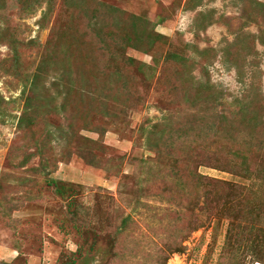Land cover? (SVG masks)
Listing matches in <instances>:
<instances>
[{
  "label": "rangeland",
  "instance_id": "374dc122",
  "mask_svg": "<svg viewBox=\"0 0 264 264\" xmlns=\"http://www.w3.org/2000/svg\"><path fill=\"white\" fill-rule=\"evenodd\" d=\"M26 1L0 0V32L20 43V59L11 65L12 50L0 41V264L264 259V237L257 236L264 233L262 175L234 166L230 146L212 125L217 119L209 123L199 105L207 104L204 97L198 111L182 107L197 91L193 80L209 82V103L225 115L224 103L245 90L255 64L264 97V45L256 39L264 33V0ZM30 2L33 11L22 12ZM125 30L133 42L148 35L135 43L139 48L125 50L145 65L126 66L116 78L113 42ZM172 53L187 58L181 72L167 59ZM36 73L37 109L23 116ZM109 90L113 95L106 100L102 95ZM127 92L136 95L134 101H122ZM114 107L125 113L119 121ZM258 108L261 122L264 98ZM32 120L52 134L46 147L53 166L46 176L31 170L39 163L33 156L38 134L27 126ZM242 121L227 128L232 136L236 132V141L257 133L264 138V124L258 129ZM183 132L191 146L174 142L170 153L165 138ZM87 152L86 159L80 157ZM213 153L219 161L209 157ZM254 155L264 172V149ZM242 168L248 178L239 175L246 174ZM189 170L218 182L189 177ZM179 175L181 185L175 181ZM46 178L65 185L66 196ZM232 183L234 190L228 188ZM75 202L86 209L78 218L71 215ZM178 243L181 252L174 251Z\"/></svg>",
  "mask_w": 264,
  "mask_h": 264
},
{
  "label": "trees",
  "instance_id": "16d2710c",
  "mask_svg": "<svg viewBox=\"0 0 264 264\" xmlns=\"http://www.w3.org/2000/svg\"><path fill=\"white\" fill-rule=\"evenodd\" d=\"M24 1H26V0H24ZM26 2H28V1H26ZM20 10L22 12H25V13L32 12L33 11L32 3L30 2V6L20 7ZM0 29H2V28L0 27ZM98 29H102V25H100V28H98ZM126 30L124 32L121 31V33H120L121 38L119 39V41L113 42L116 50L113 53V57H112V68H114V76L116 78H119L120 71H122L126 66L137 64V65H140L139 66V69H140L141 66L145 65L142 62H136L133 57L126 54L125 50L129 47H131V48L138 47L137 44H135V43H140V41H142V39L149 38L148 35H146L143 32L145 36L137 35L134 37V41L137 40V42H133V39L130 38L129 33ZM158 36H160V34H158ZM256 39H258L259 43L264 45V33L262 31H259V33L256 36ZM0 41L1 42H3V41L7 42L9 44L10 50H12L11 51L12 55L9 56V61H10L11 65L18 63V60L20 59V55L17 53L18 47H20L19 41L17 39H15L13 36H10L9 33L1 34V32H0ZM237 44H239V42H237ZM169 55H170V57L167 58L169 60V62H171V63L173 62V64L178 65L177 69L179 72H181V68L185 64V62L187 61L186 60L187 58H185L183 55H181L179 53H172ZM153 60H154V58H153ZM149 70H152V68H150ZM258 70H259V67L257 64H255L254 71L251 72V74H250L251 80L246 85L245 90L242 93H240V96H236L234 98L233 103H231V104L224 103L225 104V110H224V106H222V110L225 111L226 116L223 115L222 112L217 114V112H216L217 109L215 107L216 103L215 104L209 103V100L211 99L209 82H205L204 85H201L199 83V81L196 82L195 80H193V82L197 83V87H198L197 91L194 92L193 95L191 94L192 96L188 95V97H186L185 100L183 101L185 106H182V105L181 106L184 108V110H187V111H191L193 109H194V111H198L199 109L195 108V106L198 104L197 101L199 100V98L201 96L204 97V99H202V100L203 101L206 100L207 104L206 105L199 104V105L201 107H204V109L208 112L205 116H207V120L209 119V121H210L209 123L215 121L214 120L215 118L217 119V122L212 124V125L216 124V130L220 132V133H218L217 136L220 139L222 138L224 141H226V144L230 146L231 153L233 154V157L235 159V161L233 162L234 166L236 164L242 165L243 167L248 168L247 170L249 171V173L251 175L253 174L254 176L257 174L258 175L261 174L262 176H259L258 179H260L261 181H264L263 163H261L258 159H256L255 155H254V152H256V151L260 152L262 149H264V138L259 136L258 133L256 134V137L253 136V134H250L248 138L245 137L242 139V141L238 142L235 140L237 137L236 132L233 133L234 136H232L229 134V130H228V129H233L232 125L235 121L238 122L239 120L242 121L243 119H245L247 125H250L252 128L259 126L258 129H260L263 127L262 124H264V120L261 119V122H260L261 111H259L260 110L259 108L257 109V103L264 98L263 96H261V93L257 90V89H260L259 88L260 86H258L259 85ZM239 71H240V69L238 70V72ZM175 74H176V71H175ZM144 75L146 78L149 77V75H147V76H146V74H144ZM38 78H39V75L37 73L33 77L31 76V83L28 85V87H29V93H33V94H32L31 98H30V96H27L25 99L24 107H23V116L26 114H29V113H34L37 109V106L34 105V102L32 100L34 99V93L37 94ZM129 79H131V78H129ZM73 81H75L77 83V86H78L80 84V77H78L76 79L74 78ZM207 89L209 90L208 94L205 93V91ZM79 90H81V89L79 88ZM85 90H86V88L84 87V89H82L81 91H85ZM110 93H111L110 90H109L108 95H105L107 93L104 92L102 97L105 98L106 100H108L109 97H112V95H113L112 94L110 96ZM124 97H126V98L129 97V99L132 102L135 100L136 95H133L132 93L127 92L126 95L122 96V101H124ZM212 101H213V96H212ZM189 102H191V103H189ZM119 105H120V107L125 108V106L123 105V102H121ZM205 106H208V107H205ZM120 107H119V109H117L116 107H114L112 109L113 110L112 113L114 112L112 115L117 117L116 118L117 121H119V119H121L123 117V115H125V113H122L123 109L120 110L121 109ZM2 114L3 113H2V110L0 108V115H2ZM34 115H37V114H34ZM193 115H194V113H193ZM184 116H182V117H184ZM188 117L190 118L191 116H188ZM23 120L24 119L21 118L18 121V123H17L18 128H22V121ZM193 120H195V117H193ZM229 122H231L230 125L228 124ZM27 126L31 127V128H29L30 133L38 134V138H39V139L35 138L36 143H35V149L33 152V156L38 157L39 163H38L36 168H33L31 170L32 171L39 170L41 172V174L46 176L49 173H51L50 166L51 167L53 166V164H52L53 162H51V160L49 159V154H48L51 152V148L48 147L49 148L48 149L46 147L47 144H50V141H49L50 139H49L48 134H50L51 136H52V134H51L50 130H47L44 128L45 125L40 126L36 120L30 121V123ZM222 130L224 131L223 133H222ZM227 131H228L229 136L227 135ZM185 134L186 133L183 132L182 135L177 136L176 139H173V140H172L171 136H168L165 138V142H166L165 146L170 147V149H171L170 153L174 152L173 151V147L175 146L173 144L174 142H178L177 144L179 146H181L182 144L185 147L191 146L192 142L190 140V136L188 138V136H186ZM55 138H56V136L54 137V139ZM239 145L241 147V150L236 148ZM233 146H235L236 149L233 148ZM237 150H240V151L238 152ZM87 155H88V152L86 154H80V157L83 159H86ZM213 156H215V158H217V160L219 161V157H218L219 155L218 154L213 153L209 157H213ZM143 160L144 159H140V161H143ZM248 160H251V161H248ZM91 163H92V160H91ZM245 168H242V169H244L245 173H246ZM239 175H241L245 178L249 177V175L247 173L246 174L239 173ZM189 177H194L197 180H201V179L206 180L209 183L218 182L214 178L206 177V176H203V175L198 174V173L196 174L194 170H189ZM0 178H1V176H0ZM7 178H8V176H7ZM180 180H181V176L179 175L176 177L175 181H177V184L179 183V185H181ZM45 183L48 185H52L53 188L55 189V191H57L60 196H66L64 193L65 185L59 184L58 180L53 179V178H46ZM228 188H231V189L235 188L236 189V187L233 183L229 184ZM70 199H72V196L70 197ZM68 200H69V198H68ZM68 205H70V204H68ZM73 205H74L73 210H71V213H72L71 215H73V217L78 218L80 214H83V212L86 211L83 203L75 202ZM68 207H70V206H68ZM77 227L81 231L80 225H78ZM78 232H79V230H78ZM78 232H77V234H78ZM257 236L258 237H262V236L264 237L263 231ZM179 246H181V245L178 243L177 247L174 250L175 252H181L182 248ZM251 246H254V245H251ZM174 251H171V252H174ZM256 263L264 264V259H260L258 256L251 257L249 264H256Z\"/></svg>",
  "mask_w": 264,
  "mask_h": 264
}]
</instances>
